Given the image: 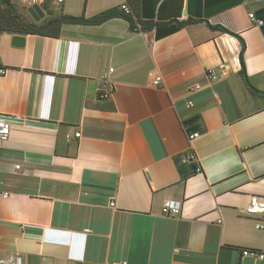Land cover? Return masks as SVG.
I'll use <instances>...</instances> for the list:
<instances>
[{
    "label": "crops",
    "instance_id": "obj_1",
    "mask_svg": "<svg viewBox=\"0 0 264 264\" xmlns=\"http://www.w3.org/2000/svg\"><path fill=\"white\" fill-rule=\"evenodd\" d=\"M122 4L135 29L120 15L0 32V114L21 124L0 146V257L264 264V229L241 212L264 194V0H44L41 20Z\"/></svg>",
    "mask_w": 264,
    "mask_h": 264
},
{
    "label": "built area",
    "instance_id": "obj_2",
    "mask_svg": "<svg viewBox=\"0 0 264 264\" xmlns=\"http://www.w3.org/2000/svg\"><path fill=\"white\" fill-rule=\"evenodd\" d=\"M14 1L28 8L33 6L34 4H38L41 6V4L44 2V0H14ZM62 1L63 0H58V2H62ZM247 1H261V0H247ZM121 9L126 14L129 15L132 14V10L127 4H122ZM250 17L254 19L259 25L263 24V20L257 19L254 12L250 13ZM7 71L8 68L3 64L2 59L0 57V76L5 74ZM110 71H113V68H111ZM152 76H153V84L160 85L162 79L161 76L153 73ZM209 76L212 80H216L218 78V75L217 73H215V71H211L209 73ZM113 89H114L113 83L108 81L106 88L100 92V97L101 98L109 97ZM19 126H21V124L13 116L0 114V146H2L4 142L10 140L15 128ZM80 135H81L80 132L76 133L77 137H79ZM199 136H200L199 133H195L190 136V139L194 140ZM15 168L16 170H20L22 168V165L17 164ZM0 195L6 196L7 194L2 193L0 191ZM112 205L114 206V202L112 203ZM182 207L183 204L181 201L166 200L163 206V213L169 216H177L182 214ZM241 212L242 214L247 216L257 217L259 219V222L256 224V227L259 229H264V194H259V193L252 194L248 203L242 208ZM243 254L253 255L257 258L263 256L262 252L253 249H245L243 250ZM0 264H27V263L25 262L22 255L16 254L9 258L0 257Z\"/></svg>",
    "mask_w": 264,
    "mask_h": 264
},
{
    "label": "trees",
    "instance_id": "obj_3",
    "mask_svg": "<svg viewBox=\"0 0 264 264\" xmlns=\"http://www.w3.org/2000/svg\"><path fill=\"white\" fill-rule=\"evenodd\" d=\"M17 4L19 3H16L14 0H0V32L12 34H40L58 37L61 27L65 23L95 25L120 15L126 16L130 20L132 29L136 28L135 19L117 8L103 11L93 17L56 13L48 9V19L36 21L30 15L25 14V12L18 11ZM23 7L26 8L25 6ZM215 28L228 31L222 26H216ZM242 72L245 74L244 63Z\"/></svg>",
    "mask_w": 264,
    "mask_h": 264
},
{
    "label": "water",
    "instance_id": "obj_4",
    "mask_svg": "<svg viewBox=\"0 0 264 264\" xmlns=\"http://www.w3.org/2000/svg\"><path fill=\"white\" fill-rule=\"evenodd\" d=\"M28 12H29L30 16L33 19H35L36 21H40L46 15L44 10L42 9V7L38 4H34L33 6L29 7ZM24 42H25V38L23 35H18L15 38L16 45H23Z\"/></svg>",
    "mask_w": 264,
    "mask_h": 264
},
{
    "label": "rangeland",
    "instance_id": "obj_5",
    "mask_svg": "<svg viewBox=\"0 0 264 264\" xmlns=\"http://www.w3.org/2000/svg\"><path fill=\"white\" fill-rule=\"evenodd\" d=\"M23 6L24 5L17 4L18 11H22V12H25V14L30 15L29 12H28V7L25 6L26 8H24Z\"/></svg>",
    "mask_w": 264,
    "mask_h": 264
}]
</instances>
